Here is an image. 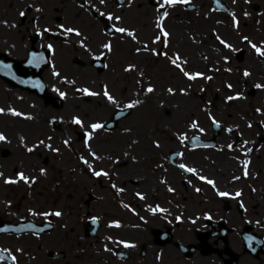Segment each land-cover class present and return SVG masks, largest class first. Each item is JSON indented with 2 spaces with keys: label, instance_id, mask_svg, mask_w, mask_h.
Returning <instances> with one entry per match:
<instances>
[{
  "label": "flooded vegetation",
  "instance_id": "flooded-vegetation-1",
  "mask_svg": "<svg viewBox=\"0 0 264 264\" xmlns=\"http://www.w3.org/2000/svg\"><path fill=\"white\" fill-rule=\"evenodd\" d=\"M256 48L264 0H0L10 141L60 159L89 241L42 264H264Z\"/></svg>",
  "mask_w": 264,
  "mask_h": 264
},
{
  "label": "rangeland",
  "instance_id": "rangeland-1",
  "mask_svg": "<svg viewBox=\"0 0 264 264\" xmlns=\"http://www.w3.org/2000/svg\"><path fill=\"white\" fill-rule=\"evenodd\" d=\"M11 112L13 110H0V136L4 137L0 140V216L15 223L22 220L38 223L50 220L56 224V228L43 235L0 238V247L23 253L18 254L19 261L25 254L31 258L30 264H42L48 249L87 247L89 241L83 235L85 223L69 218L73 214L71 210L77 209L70 205V191L52 185L55 173L65 166L59 163L60 159L26 157L22 148L24 144L10 141L9 136L14 138L16 130L8 122V113ZM4 151L10 154L4 157ZM20 174L26 177V181L20 179ZM9 180L15 182L7 183ZM56 212L61 215L56 216Z\"/></svg>",
  "mask_w": 264,
  "mask_h": 264
},
{
  "label": "snow or ice",
  "instance_id": "snow-or-ice-1",
  "mask_svg": "<svg viewBox=\"0 0 264 264\" xmlns=\"http://www.w3.org/2000/svg\"><path fill=\"white\" fill-rule=\"evenodd\" d=\"M181 2L186 3L187 0H165V3L170 4V5L178 4V3H181ZM21 15H24V14L21 13ZM165 15H167V13H165ZM109 19H112V17H109ZM67 31L71 32V31H73V30H72V29H68ZM116 31L123 33V32H125L126 30H125L124 28H118V29H116ZM77 35H79V33H77ZM129 35H131V33H129ZM164 36L167 37V36H168V33H167V32H164ZM109 47H110V46H109ZM253 47H256V46L253 45ZM256 51L258 52L259 55L264 56V51H262L261 49L256 48ZM173 63H175V61H173ZM185 75H187V73H185ZM245 75L247 76V75H249V74L246 72ZM192 78H194V77H192ZM257 87L259 88V87H261V86H260V85H257ZM85 91L87 92V90H85ZM147 91H148V92H152L153 89L149 88ZM87 94H88V95H95V93H91V92H87ZM105 95L108 96L109 100L112 99V97L109 96L107 92H105ZM229 99H234V97H229ZM129 107H132V105H129ZM17 115H18V113H17ZM75 122H76L77 124L80 123L79 120H77V121H75ZM100 127H101V125H99V124H97V125H93V128H100ZM2 139H4V137H3V136H0V140H2ZM29 151H32V149H29ZM181 167L183 168L184 166L181 165ZM188 171H194V170L189 169ZM96 175L99 176V175H101V173L97 172ZM104 175H107V174L104 173ZM245 175H247V172L245 173ZM20 179L26 181V177H25L23 174H20ZM6 182H7V183H14L15 181H11V180H9V181H6ZM208 183L211 184V183H213V182H212V181H208ZM220 195H227V193H221ZM237 195H240V193H237ZM55 215H56V216H60L61 213L56 212ZM126 246H128V245H126ZM2 258H3V257L0 256V259H2ZM11 259H12L13 261H15L16 258L13 256V257H11Z\"/></svg>",
  "mask_w": 264,
  "mask_h": 264
},
{
  "label": "water",
  "instance_id": "water-1",
  "mask_svg": "<svg viewBox=\"0 0 264 264\" xmlns=\"http://www.w3.org/2000/svg\"><path fill=\"white\" fill-rule=\"evenodd\" d=\"M24 227H26V228H24ZM12 228H14V227H12ZM19 228H21V230H19L20 232H23L24 230H27V229H32V230L33 229H36V230L40 229V230H42L41 228H38V226H36L34 223H28L26 225H21V226H19ZM7 229H8V226H7ZM15 229H17V227H15Z\"/></svg>",
  "mask_w": 264,
  "mask_h": 264
}]
</instances>
